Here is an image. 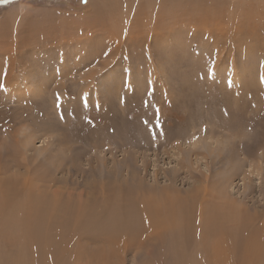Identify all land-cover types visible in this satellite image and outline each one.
<instances>
[{"label":"rangeland","instance_id":"1","mask_svg":"<svg viewBox=\"0 0 264 264\" xmlns=\"http://www.w3.org/2000/svg\"><path fill=\"white\" fill-rule=\"evenodd\" d=\"M261 6L0 0L2 176L29 167L47 184L60 181L75 202L80 191L82 200L87 193L101 200L116 185L127 202L163 187L182 194L205 187L217 214H246L255 245L264 244ZM85 239L99 260L110 258ZM13 252L0 242V264ZM143 257L130 254L123 264Z\"/></svg>","mask_w":264,"mask_h":264},{"label":"bare ground","instance_id":"2","mask_svg":"<svg viewBox=\"0 0 264 264\" xmlns=\"http://www.w3.org/2000/svg\"><path fill=\"white\" fill-rule=\"evenodd\" d=\"M23 169L2 176L0 168V242L14 248L9 264H123L130 254L144 256L138 264H264V244L255 245L246 214H217L221 207L209 204L205 187L183 194L163 187L127 202L122 185H116L101 200L87 192L82 200L80 191L75 202L57 179L47 184L31 175L34 169ZM226 204L221 205L230 208ZM84 238L107 247L110 258L99 260V253L87 250L89 243L80 242ZM89 255L101 262H86Z\"/></svg>","mask_w":264,"mask_h":264}]
</instances>
